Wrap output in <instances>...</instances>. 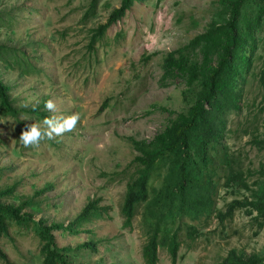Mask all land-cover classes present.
I'll return each instance as SVG.
<instances>
[{
  "label": "rangeland",
  "instance_id": "rangeland-1",
  "mask_svg": "<svg viewBox=\"0 0 264 264\" xmlns=\"http://www.w3.org/2000/svg\"><path fill=\"white\" fill-rule=\"evenodd\" d=\"M118 4L119 0H98L95 14L84 17L89 0H0V78L11 85L14 106L45 109L52 100L56 110H46L50 117L79 115L73 131L25 148L18 140L25 124L43 128L44 118L24 111L17 118L0 112V187L17 182L16 194L33 196L50 183L34 197L40 202L34 217L47 222L66 223L88 198L100 196V203L108 206L102 216L83 223L77 234L53 231L57 246L68 247L65 256L70 264H146L141 253L147 228L143 206L137 208L130 227L122 225L120 211L126 181L135 169L131 159L138 153L129 137L151 139L161 131L175 114L160 106L175 111L188 108L192 90L179 77L161 79L162 58L209 21L221 22L225 15L221 0H134L89 47L90 27L105 21ZM256 35L257 47L241 80L240 109L227 114V131L219 144V150L236 155L244 175L250 174L246 187L218 188L215 206L220 209L233 198L250 199L259 180H264L259 84L264 23ZM17 55L32 63L28 71L18 64ZM166 168L158 164L153 174L162 177ZM218 173L221 184L222 168ZM151 183L157 185L156 177ZM255 214L250 206H243L222 220L205 214L196 219L185 216L201 233L190 239L182 223L175 264H219L232 247L246 255H263L264 223L258 226ZM83 242L91 244L81 246ZM0 247L8 256L0 257V264H44L32 224L12 221ZM169 262L167 248L160 247L157 264Z\"/></svg>",
  "mask_w": 264,
  "mask_h": 264
},
{
  "label": "trees",
  "instance_id": "trees-1",
  "mask_svg": "<svg viewBox=\"0 0 264 264\" xmlns=\"http://www.w3.org/2000/svg\"><path fill=\"white\" fill-rule=\"evenodd\" d=\"M221 1L225 13L221 22L212 19L202 31L182 46L169 50L162 58L161 79L169 81L179 77L193 92L191 104L186 110L178 111L160 106L169 114H175L164 128L151 139L129 137L138 153L131 159L135 169L126 181L120 211L122 225L130 227L137 208L143 206L141 215L147 228L141 253L146 264H157L160 247L167 248L169 264L176 263L182 241V223L186 224V234L190 239L201 233L194 223L186 221L185 216L196 219L205 214L206 217L216 216L222 220L231 217L237 207L250 206L256 211L253 219L258 221V226L264 223V180H259V186L250 199L233 198L224 209L215 206V195L220 186H247L250 172L244 175L236 155L228 150H219V144L227 131V114L240 109L241 80L249 70L251 55L257 47L256 31L264 23V0ZM133 2L119 0L105 21L90 27L88 46L93 47ZM97 3L98 0H89L83 16L95 14ZM262 39L264 41V37ZM16 61L24 71L29 70L27 66H32L31 62L18 55ZM259 84L263 90L264 107V70L259 76ZM10 90L11 85L0 78L1 113L17 118L24 111L36 114L37 118L50 117L46 109L38 106H14ZM217 155L220 158H215ZM158 164L167 167L162 177L153 174ZM218 168L223 170L221 184ZM216 174L218 177H215ZM153 177H156L157 185H152ZM16 185L17 182L0 187V238L9 233L12 221L27 227L32 224L40 242L43 263L70 264L65 256L68 247L57 246L53 231L61 229L77 234L82 230L83 223L102 216L108 206L100 203V196L88 198L79 212L66 223L47 222L43 217H34L40 211V202L34 197L49 189L51 184L46 183L36 189L33 196L16 194ZM90 244L83 242L81 246ZM0 257L8 259L1 247ZM219 264H264V254L246 255L232 247Z\"/></svg>",
  "mask_w": 264,
  "mask_h": 264
},
{
  "label": "clouds",
  "instance_id": "clouds-1",
  "mask_svg": "<svg viewBox=\"0 0 264 264\" xmlns=\"http://www.w3.org/2000/svg\"><path fill=\"white\" fill-rule=\"evenodd\" d=\"M45 109L54 112L56 104L52 100H48L45 103ZM78 121V114L67 117H46L43 120V128L36 123L26 124L18 140L25 148L37 147L44 139L54 140L56 137L63 136L66 132L73 131Z\"/></svg>",
  "mask_w": 264,
  "mask_h": 264
}]
</instances>
